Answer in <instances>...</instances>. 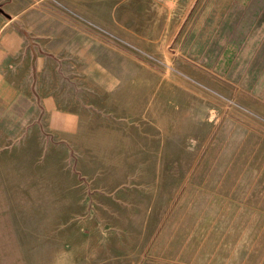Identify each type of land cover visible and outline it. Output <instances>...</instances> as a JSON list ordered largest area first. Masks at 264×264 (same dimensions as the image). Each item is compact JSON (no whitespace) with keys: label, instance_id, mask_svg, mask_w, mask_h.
<instances>
[{"label":"rangeland","instance_id":"1","mask_svg":"<svg viewBox=\"0 0 264 264\" xmlns=\"http://www.w3.org/2000/svg\"><path fill=\"white\" fill-rule=\"evenodd\" d=\"M40 1L71 43L0 153V264H264V0Z\"/></svg>","mask_w":264,"mask_h":264},{"label":"crops","instance_id":"2","mask_svg":"<svg viewBox=\"0 0 264 264\" xmlns=\"http://www.w3.org/2000/svg\"><path fill=\"white\" fill-rule=\"evenodd\" d=\"M40 2L0 0V153L26 139L45 110L44 81L57 79L61 70L60 57L50 56L59 50L46 46L70 47L69 19ZM47 35L52 39H42Z\"/></svg>","mask_w":264,"mask_h":264},{"label":"water","instance_id":"3","mask_svg":"<svg viewBox=\"0 0 264 264\" xmlns=\"http://www.w3.org/2000/svg\"><path fill=\"white\" fill-rule=\"evenodd\" d=\"M0 12H2V13H3V11L1 10V8H0Z\"/></svg>","mask_w":264,"mask_h":264}]
</instances>
